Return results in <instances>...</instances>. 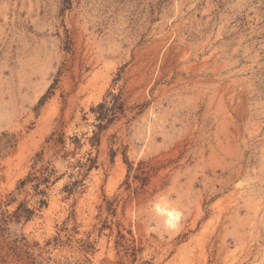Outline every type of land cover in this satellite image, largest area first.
Wrapping results in <instances>:
<instances>
[{
  "label": "rangeland",
  "instance_id": "obj_1",
  "mask_svg": "<svg viewBox=\"0 0 264 264\" xmlns=\"http://www.w3.org/2000/svg\"><path fill=\"white\" fill-rule=\"evenodd\" d=\"M0 264H264V0H0Z\"/></svg>",
  "mask_w": 264,
  "mask_h": 264
},
{
  "label": "trees",
  "instance_id": "obj_2",
  "mask_svg": "<svg viewBox=\"0 0 264 264\" xmlns=\"http://www.w3.org/2000/svg\"><path fill=\"white\" fill-rule=\"evenodd\" d=\"M121 98V95L115 96V100L116 102L113 103V105L111 106V108H106L105 104H100L98 106V109L103 110L102 113H100L97 117V121H98V127L102 128L101 123L108 121V123L110 122L111 119H109L110 113L111 114H115V110L121 109L122 108V104L118 103L119 99ZM88 162H91L90 159L87 160ZM80 168H84L86 166V164H79ZM47 181V180H45Z\"/></svg>",
  "mask_w": 264,
  "mask_h": 264
},
{
  "label": "bare ground",
  "instance_id": "obj_3",
  "mask_svg": "<svg viewBox=\"0 0 264 264\" xmlns=\"http://www.w3.org/2000/svg\"><path fill=\"white\" fill-rule=\"evenodd\" d=\"M158 209L162 213L164 219L168 224L173 225L176 222L177 217L173 210L167 207H160V208L158 207Z\"/></svg>",
  "mask_w": 264,
  "mask_h": 264
}]
</instances>
